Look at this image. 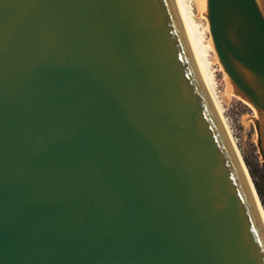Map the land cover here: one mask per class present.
Wrapping results in <instances>:
<instances>
[{"label": "water", "instance_id": "water-1", "mask_svg": "<svg viewBox=\"0 0 264 264\" xmlns=\"http://www.w3.org/2000/svg\"><path fill=\"white\" fill-rule=\"evenodd\" d=\"M204 14L264 158V0ZM0 264H264L179 0H0Z\"/></svg>", "mask_w": 264, "mask_h": 264}, {"label": "rangeland", "instance_id": "rangeland-1", "mask_svg": "<svg viewBox=\"0 0 264 264\" xmlns=\"http://www.w3.org/2000/svg\"><path fill=\"white\" fill-rule=\"evenodd\" d=\"M188 3L192 6V17L190 16V19L196 30L200 31L201 40L205 44H208V40L211 37L204 11L197 7L198 0H188ZM205 58L208 61L210 70L213 72L215 89L220 99L223 113L230 125L231 133L234 135V139H236V145L246 165L251 181L254 186L255 182H257L264 192V158L259 146L258 128L254 122L256 112L250 104L239 96L233 94L230 97L226 96L227 82L225 80V72L217 61L216 53L209 49ZM258 199L263 207L260 197Z\"/></svg>", "mask_w": 264, "mask_h": 264}, {"label": "bare ground", "instance_id": "bare-ground-1", "mask_svg": "<svg viewBox=\"0 0 264 264\" xmlns=\"http://www.w3.org/2000/svg\"><path fill=\"white\" fill-rule=\"evenodd\" d=\"M179 2H180L183 18H184V21H185V24H186V27H187V30H188V33H189V36H190V39H191V42H192V45H193L197 60H198L199 66L201 68L203 77L205 79L207 88L209 90L212 102H213V104L215 106L217 114H218V116L220 118L222 126H223V128L225 130V133L227 135L229 143H230V145L232 147V150L234 152V155L236 157V160H237L238 165L240 167V170L242 172V175H243V178L245 180V183H246V185L248 187V190L250 192L252 200H253V202L255 204V207H256V209H257V211L259 213L260 219H261L262 224L264 226V209H263V207H262V205H261V203H260V201H259V199L257 197L258 195L255 193V189H254L253 183H252L251 178L249 177V175L247 173L246 166H245V164H244V162L242 160V156H241V154L239 152V149H238V147L236 145V142H235L236 139H234V135H232V133H231L232 130L229 127L230 125L228 124V122L226 120V117H225V115L223 113V108H222L220 99H219V97L217 95V92H216V89H215V84H214V80H213V72H212V70H210L209 65H208V61L205 58V56L207 55L209 49H211V50H213L215 52V49H214V46H213V43H212V39L210 38L208 40V44H205L201 40L200 31L196 30V28L194 27V25H193V23H192V21L190 19V16L192 17V15H191L192 6L188 3V0H179ZM197 7H199V9L203 10L204 13H205V0H198V6ZM208 29H209V27H208ZM210 37H211V35H210ZM217 61H218V58H217ZM225 80L227 82L226 96L230 97L232 94L233 95H237V94H235L233 86H232V84H231V82H230V80H229V78H228L226 73H225ZM255 117H256V114H255L254 118Z\"/></svg>", "mask_w": 264, "mask_h": 264}, {"label": "trees", "instance_id": "trees-1", "mask_svg": "<svg viewBox=\"0 0 264 264\" xmlns=\"http://www.w3.org/2000/svg\"><path fill=\"white\" fill-rule=\"evenodd\" d=\"M255 187H256L257 193H258V195L261 199V202L263 204V207H264V192H263L261 186L257 182H255Z\"/></svg>", "mask_w": 264, "mask_h": 264}]
</instances>
